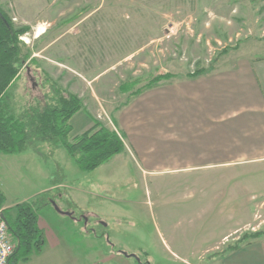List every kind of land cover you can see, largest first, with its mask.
<instances>
[{"label":"rangeland","instance_id":"rangeland-1","mask_svg":"<svg viewBox=\"0 0 264 264\" xmlns=\"http://www.w3.org/2000/svg\"><path fill=\"white\" fill-rule=\"evenodd\" d=\"M56 3L61 4L26 11L14 0H0V9L15 29L28 28L19 41L29 57L7 97L17 116L57 108V92L73 97L80 108L69 120L71 138L98 123L118 134L126 155L83 171L62 146L40 144L41 156L30 150L0 152V206L32 203L38 224L46 223L62 244L54 248L47 243L40 253L32 250L29 259L18 264H82L89 235L92 253L96 245L97 264H207L229 246L236 247L246 234L264 233V218L257 211L256 220L237 230L217 251L200 253L162 243L160 233L191 229L188 219L179 217L189 214L188 206L191 212L188 190L168 184L183 174L143 170L135 157L127 156H132V147L118 123L126 103L159 77L208 71L220 56L240 46L251 35L248 23L260 2L50 0ZM40 26L47 34L38 43ZM57 38L55 50L34 56ZM160 182L164 185L157 188ZM207 222V231L218 235L240 223ZM165 239L169 243L168 236ZM201 254L204 257L198 259Z\"/></svg>","mask_w":264,"mask_h":264},{"label":"crops","instance_id":"crops-1","mask_svg":"<svg viewBox=\"0 0 264 264\" xmlns=\"http://www.w3.org/2000/svg\"><path fill=\"white\" fill-rule=\"evenodd\" d=\"M14 1L18 9L26 11H44L61 4ZM258 2L248 23L251 35L220 56L213 69L198 76L172 74V79L129 100L117 120L132 147V156H127L135 157L143 170L183 174L168 184L188 190L191 212L188 206L189 214L179 217L188 219L191 229L160 233L165 245L182 250L190 247L187 249L200 253L217 251L229 244L237 230L256 220L257 211L264 218V0ZM46 34L36 38L38 43ZM59 42V38L50 40L34 56L55 50ZM161 183L156 187H162ZM208 220L240 223L218 235L207 231ZM38 226L45 244L62 248L46 223L40 221ZM91 238L84 239L82 264H97ZM223 251L207 264H264V240Z\"/></svg>","mask_w":264,"mask_h":264},{"label":"trees","instance_id":"trees-1","mask_svg":"<svg viewBox=\"0 0 264 264\" xmlns=\"http://www.w3.org/2000/svg\"><path fill=\"white\" fill-rule=\"evenodd\" d=\"M27 32L28 28L15 29L0 9V152L20 154L30 150L41 156L40 144H52L55 148L62 146L83 171H93L115 156L124 154L125 146L118 134L98 123L83 134L71 138L69 120L80 107L77 99L60 96L59 92L57 108L48 107L32 115L23 113L17 116L7 92L29 57V50H24L19 41L20 36ZM172 78L171 75L159 77L146 90ZM0 198H3L1 193ZM31 204L23 203L3 211L11 237L15 243L20 244L9 264H18L22 259L27 261L32 250L40 253L45 246L43 232L38 226V216ZM262 236L264 233L245 235L232 249H238L248 240H257Z\"/></svg>","mask_w":264,"mask_h":264},{"label":"built area","instance_id":"built-area-1","mask_svg":"<svg viewBox=\"0 0 264 264\" xmlns=\"http://www.w3.org/2000/svg\"><path fill=\"white\" fill-rule=\"evenodd\" d=\"M17 243L9 233V227L0 213V264H9Z\"/></svg>","mask_w":264,"mask_h":264},{"label":"bare ground","instance_id":"bare-ground-1","mask_svg":"<svg viewBox=\"0 0 264 264\" xmlns=\"http://www.w3.org/2000/svg\"><path fill=\"white\" fill-rule=\"evenodd\" d=\"M45 28L43 27V26H40L39 28H38V30H37V34L38 35H36V36H41L42 34H44V32H45Z\"/></svg>","mask_w":264,"mask_h":264},{"label":"water","instance_id":"water-1","mask_svg":"<svg viewBox=\"0 0 264 264\" xmlns=\"http://www.w3.org/2000/svg\"><path fill=\"white\" fill-rule=\"evenodd\" d=\"M66 215H67V216H71V214H68V213H67ZM2 217H3V214H2ZM19 248H20V244L18 243V244H17V251L19 250ZM124 255L127 256V254H125V253H124Z\"/></svg>","mask_w":264,"mask_h":264}]
</instances>
